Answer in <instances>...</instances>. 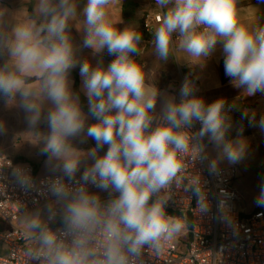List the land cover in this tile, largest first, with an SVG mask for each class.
I'll return each mask as SVG.
<instances>
[{
	"label": "clouds",
	"instance_id": "clouds-1",
	"mask_svg": "<svg viewBox=\"0 0 264 264\" xmlns=\"http://www.w3.org/2000/svg\"><path fill=\"white\" fill-rule=\"evenodd\" d=\"M154 3L160 15L152 38L161 61L168 62L178 50L184 56L177 60L201 65L219 47L232 85L245 96L264 95L260 15L248 19L240 0ZM112 4L113 0H86L78 12L77 0H35L32 12L21 10L10 27L7 9L0 8V51L8 57L0 64V97L24 110L30 129L41 122L47 125L46 134L29 133L38 137L35 144L42 143V154L60 172L48 185L54 201L23 221L31 264H141L146 247L158 249L185 227L182 218L167 213L166 204L171 188L182 179L186 160L207 161L209 172L215 174L223 160L237 164L246 156L247 141L242 136L229 138L226 99L206 103L195 95L188 77L179 101L165 97L156 112L161 92L147 83L144 65L137 59L143 33L113 18ZM73 21L83 32L84 48L114 56L107 66L102 59L95 66L88 59L79 61L69 28ZM78 64L87 113L69 78ZM46 105L50 107L45 110ZM89 117L93 123H88ZM244 117L250 123L256 120L247 112ZM196 122L201 127L192 132ZM258 126L264 130V116ZM81 136L93 139L95 147L87 152L76 147L73 141ZM208 144L215 157H209ZM105 145L107 151L100 155ZM85 160L92 163L77 180ZM16 172L24 184L31 183L22 170ZM89 184L108 191L110 198L102 201L88 190ZM190 189L199 204V182ZM255 203L264 207V183ZM57 215L63 227L54 229L50 223Z\"/></svg>",
	"mask_w": 264,
	"mask_h": 264
},
{
	"label": "built area",
	"instance_id": "built-area-1",
	"mask_svg": "<svg viewBox=\"0 0 264 264\" xmlns=\"http://www.w3.org/2000/svg\"><path fill=\"white\" fill-rule=\"evenodd\" d=\"M158 15L159 10L151 22H146L148 30L153 32ZM195 87L198 96L199 87L196 84ZM200 127L196 122L191 131ZM17 169L31 177L30 184L22 182ZM59 175L57 172L40 175L30 162L16 161L0 151V223L7 227L0 229V244L5 251L0 253V264H31L26 255L27 233L17 222L30 210L54 201L48 185ZM237 176L234 164L219 165L218 172L212 174L207 161L186 160L182 179L171 188L166 204L167 213L176 211L185 227L173 238L161 242L158 249L146 247L141 264H264V210L239 211L240 196L234 188ZM197 181L203 192L199 204L190 189ZM88 190L99 193L102 201L110 198L108 191L94 185L89 184ZM58 216L50 223L54 229L63 227L54 225Z\"/></svg>",
	"mask_w": 264,
	"mask_h": 264
},
{
	"label": "crops",
	"instance_id": "crops-1",
	"mask_svg": "<svg viewBox=\"0 0 264 264\" xmlns=\"http://www.w3.org/2000/svg\"><path fill=\"white\" fill-rule=\"evenodd\" d=\"M34 3L35 0H0V8L7 9L5 18L7 26L10 27L15 23V16L21 10L27 9L28 12L31 13ZM77 3L78 12H80L86 3V0H77ZM252 6L257 7L259 13H257V10ZM239 7L242 9V14L248 19L255 20L256 16L260 15L262 22H264V3H258V0H240ZM157 11L158 8L155 6L154 0H113V4L110 8V14L113 18L117 20L122 18L124 24L130 23L137 29V31L141 19L145 17L146 22H151L153 14ZM80 19H83L82 15L80 16ZM76 23H78V21L70 22L69 28L73 42L78 48L77 57L79 61L83 62V60L88 59L91 61L92 65L95 66L96 63L102 59L104 65L107 66L114 57L108 55L106 50L101 54H94L91 49L84 48L82 46L83 32L77 29ZM124 24H121L120 27H123ZM140 48L141 55L137 57V59L142 65H144L147 83L149 85H156L161 92V97L158 98L157 101L156 111H160L165 97L174 96L176 100L179 101L178 96L180 95L181 85L185 78L188 77L194 82V84L198 85V96L205 98L207 100L206 103L213 102L214 97L226 99L227 104L242 100L245 105V108L242 110L243 114L247 112L249 117L255 115L256 120L251 123L247 118L249 125L248 127H245L240 121L236 120L234 112L228 111L231 123L235 127V131L230 128L229 138H239L242 136L254 148L259 147L260 142H264V130L258 126L260 117L264 116V95L258 93L254 96H245L242 94L241 89L232 85L230 78L225 76L223 57L219 47L212 56L201 65H190L187 61L177 60L182 59L184 56V54L178 50L174 51L168 62L161 61L155 54L153 39L141 45ZM7 58V53L5 51H0V64H3ZM69 78L72 82V90L79 94L81 106L84 112L87 113L89 104L83 90L79 64L71 70ZM18 99L19 97H17V100ZM47 107H50V105H46L45 110ZM0 108L22 109L18 106H9L6 100L2 97H0ZM93 122L94 120L89 117L88 123ZM36 129L40 134H46L48 132L47 125L44 122H41ZM73 143L76 147L85 152L95 147V141L90 137H77ZM107 147V145L103 146L99 154L103 155L107 151ZM210 147L211 144H208V148ZM209 156L215 157L216 155L210 152ZM11 157L16 161L30 162L38 173L46 162H53L50 161L45 154H41V156L21 154L12 155ZM91 163V160H85L80 172H83L84 167ZM227 164L228 163L223 161L220 163V165Z\"/></svg>",
	"mask_w": 264,
	"mask_h": 264
},
{
	"label": "rangeland",
	"instance_id": "rangeland-1",
	"mask_svg": "<svg viewBox=\"0 0 264 264\" xmlns=\"http://www.w3.org/2000/svg\"><path fill=\"white\" fill-rule=\"evenodd\" d=\"M205 99V98H204ZM218 98L214 97L213 100ZM205 102L207 100L205 99ZM0 122L4 125V130L0 132V151L6 153L10 156L12 155H32V156H41V149L43 147L42 143L35 144V141L38 137L34 134H30L29 131L37 132V129H30L26 120V113L23 109H14V108H0ZM231 129L235 131V127L231 123ZM40 134V133H39ZM236 138V137H232ZM248 149L246 152L245 158L234 164L238 168V176L234 184V188L240 196L239 201L237 202V207L242 213H251L257 209L264 210V207H258L255 203V200L259 194L260 186L264 183V142H260L259 147L254 148L247 141ZM217 154L211 145L208 148V153ZM223 162L228 163V166L231 165L227 160ZM59 172L55 169L53 162H46L44 166L40 169L39 174L44 175L46 173ZM82 172L77 173V176H80ZM99 194V193H98ZM100 196V195H99ZM52 203V202H51ZM51 203L46 204L45 206H40L36 209H32L29 212L25 213L17 222V226H20L25 229L24 219L28 213L44 209ZM60 219V216L57 217V220ZM56 220V221H57ZM0 228L6 229L5 225L0 223ZM4 246L0 244V253L4 254Z\"/></svg>",
	"mask_w": 264,
	"mask_h": 264
},
{
	"label": "trees",
	"instance_id": "trees-1",
	"mask_svg": "<svg viewBox=\"0 0 264 264\" xmlns=\"http://www.w3.org/2000/svg\"><path fill=\"white\" fill-rule=\"evenodd\" d=\"M139 32L143 33V41L141 42V45L145 44L147 41L152 40V32L147 29L146 27V18H142L140 22V26L138 28ZM231 106V107H229ZM245 108V105L243 104L242 100H238L235 103L232 104H226V109H228L229 112H234L236 116V120L240 121L245 127H248L249 122L247 118L244 117V114L242 110ZM262 209H257L256 211H260ZM254 211V212H256ZM171 215L178 216V213L176 211H169ZM54 225H62L61 220L58 219ZM3 230V228H0Z\"/></svg>",
	"mask_w": 264,
	"mask_h": 264
}]
</instances>
